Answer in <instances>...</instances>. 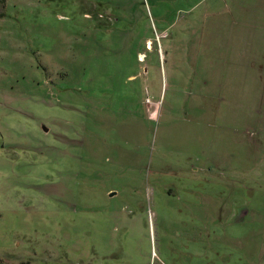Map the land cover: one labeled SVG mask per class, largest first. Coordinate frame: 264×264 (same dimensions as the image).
<instances>
[{
    "label": "rangeland",
    "instance_id": "obj_1",
    "mask_svg": "<svg viewBox=\"0 0 264 264\" xmlns=\"http://www.w3.org/2000/svg\"><path fill=\"white\" fill-rule=\"evenodd\" d=\"M4 264H264V0H0Z\"/></svg>",
    "mask_w": 264,
    "mask_h": 264
},
{
    "label": "trees",
    "instance_id": "obj_2",
    "mask_svg": "<svg viewBox=\"0 0 264 264\" xmlns=\"http://www.w3.org/2000/svg\"><path fill=\"white\" fill-rule=\"evenodd\" d=\"M0 264H4V263L0 260Z\"/></svg>",
    "mask_w": 264,
    "mask_h": 264
}]
</instances>
